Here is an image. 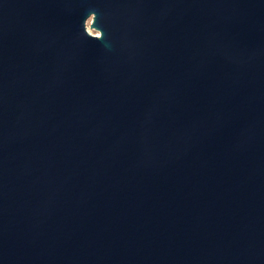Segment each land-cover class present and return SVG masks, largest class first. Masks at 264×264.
Returning <instances> with one entry per match:
<instances>
[{
    "label": "water",
    "instance_id": "obj_1",
    "mask_svg": "<svg viewBox=\"0 0 264 264\" xmlns=\"http://www.w3.org/2000/svg\"><path fill=\"white\" fill-rule=\"evenodd\" d=\"M0 264H264V0H0Z\"/></svg>",
    "mask_w": 264,
    "mask_h": 264
},
{
    "label": "rangeland",
    "instance_id": "obj_2",
    "mask_svg": "<svg viewBox=\"0 0 264 264\" xmlns=\"http://www.w3.org/2000/svg\"><path fill=\"white\" fill-rule=\"evenodd\" d=\"M87 29H88L89 32H91V33H94V34L97 33V31H96L95 29H91V28H89V20H87Z\"/></svg>",
    "mask_w": 264,
    "mask_h": 264
},
{
    "label": "bare ground",
    "instance_id": "obj_3",
    "mask_svg": "<svg viewBox=\"0 0 264 264\" xmlns=\"http://www.w3.org/2000/svg\"><path fill=\"white\" fill-rule=\"evenodd\" d=\"M97 34V33H96Z\"/></svg>",
    "mask_w": 264,
    "mask_h": 264
}]
</instances>
